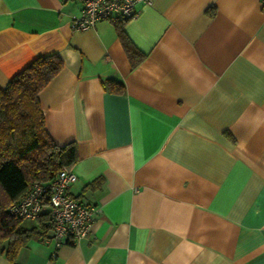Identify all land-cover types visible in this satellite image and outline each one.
<instances>
[{"label": "crops", "instance_id": "crops-1", "mask_svg": "<svg viewBox=\"0 0 264 264\" xmlns=\"http://www.w3.org/2000/svg\"><path fill=\"white\" fill-rule=\"evenodd\" d=\"M81 6L0 0V87L61 58L38 92L44 127L75 142L68 191L98 209L86 237L31 238L0 264H264L260 0L139 2L122 22L135 66L115 24L71 28Z\"/></svg>", "mask_w": 264, "mask_h": 264}, {"label": "trees", "instance_id": "trees-1", "mask_svg": "<svg viewBox=\"0 0 264 264\" xmlns=\"http://www.w3.org/2000/svg\"><path fill=\"white\" fill-rule=\"evenodd\" d=\"M115 25L131 66H135L142 54L124 32L122 22ZM62 64L56 53L38 55L0 87V254L10 261L29 239H44L49 224L46 213L25 219L11 214L8 206L34 181L50 180L77 160L75 142L59 145L45 130L38 99V92ZM103 85L113 92H123L120 82L109 79Z\"/></svg>", "mask_w": 264, "mask_h": 264}, {"label": "built area", "instance_id": "built-area-1", "mask_svg": "<svg viewBox=\"0 0 264 264\" xmlns=\"http://www.w3.org/2000/svg\"><path fill=\"white\" fill-rule=\"evenodd\" d=\"M150 0H82L77 14H72L71 28L85 30L99 20L112 24L124 22L137 15L136 5ZM264 11V0H260ZM76 176L71 167L61 168L47 181H34L28 191L13 201L8 210L25 219H35L41 213L48 216L49 229L44 237L59 247L69 241H77L88 235L97 207L75 199L68 191Z\"/></svg>", "mask_w": 264, "mask_h": 264}]
</instances>
